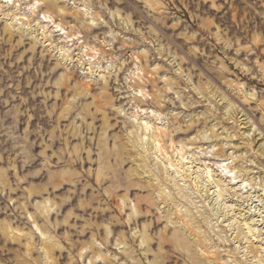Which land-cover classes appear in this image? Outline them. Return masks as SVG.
I'll return each instance as SVG.
<instances>
[{
	"label": "rangeland",
	"instance_id": "rangeland-1",
	"mask_svg": "<svg viewBox=\"0 0 264 264\" xmlns=\"http://www.w3.org/2000/svg\"><path fill=\"white\" fill-rule=\"evenodd\" d=\"M0 264H264V0H0Z\"/></svg>",
	"mask_w": 264,
	"mask_h": 264
},
{
	"label": "bare ground",
	"instance_id": "bare-ground-1",
	"mask_svg": "<svg viewBox=\"0 0 264 264\" xmlns=\"http://www.w3.org/2000/svg\"><path fill=\"white\" fill-rule=\"evenodd\" d=\"M150 127V126H149ZM148 132V131H147ZM152 139H154V138H152ZM157 152V151H156ZM159 154V153H158Z\"/></svg>",
	"mask_w": 264,
	"mask_h": 264
}]
</instances>
